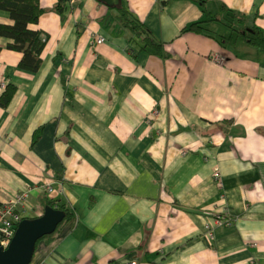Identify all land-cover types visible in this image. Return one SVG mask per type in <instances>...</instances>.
<instances>
[{
	"label": "crops",
	"instance_id": "crops-1",
	"mask_svg": "<svg viewBox=\"0 0 264 264\" xmlns=\"http://www.w3.org/2000/svg\"><path fill=\"white\" fill-rule=\"evenodd\" d=\"M125 1L169 57L137 53L98 0L63 16L40 0L37 72L0 37V202L47 183L29 219L50 199L72 212L31 264H264V53L242 29L264 31V0ZM204 11L208 31L183 33ZM0 24L14 21L0 11Z\"/></svg>",
	"mask_w": 264,
	"mask_h": 264
},
{
	"label": "trees",
	"instance_id": "trees-1",
	"mask_svg": "<svg viewBox=\"0 0 264 264\" xmlns=\"http://www.w3.org/2000/svg\"><path fill=\"white\" fill-rule=\"evenodd\" d=\"M70 1L71 0H58L53 11H56L62 16L65 15L66 4ZM111 9L116 11L119 26L127 30L130 46L136 50L137 53H148L161 58L169 57L165 52L164 44L129 8L125 0L121 1L118 8ZM0 11L7 12L10 18L14 21V24L12 25L0 24V37L11 40L12 42L8 47L23 54V58L19 63L21 69L37 72L43 63L42 53L46 46L43 32L31 28L32 25H36L39 22L40 17L45 12V10L41 8L40 0H0ZM225 11L231 13L233 20L236 21L237 24H241L242 21L245 22L246 18L244 16L242 17L228 10ZM216 20H218L217 16H211L204 11L202 19L199 22L192 23L186 27L183 30V33L193 32L201 34L205 31L207 32L206 25L213 23ZM233 20L231 23H233ZM225 23L229 24L228 21ZM250 27L252 29L251 31L246 26L242 27L243 31H245L244 36L249 41V44L254 45L262 54L264 53V31L254 25ZM232 30H235V33L239 32V29L236 30V28H232ZM216 35L226 48L230 45L229 43L232 42L231 39H233V36H224L219 32H217ZM134 50L131 49V52H134ZM12 95L13 88H8L2 96L1 106L5 107L8 105ZM47 203V207H52L65 212V218L57 228V231H59L63 225L71 219L72 212L66 204L59 200L50 199ZM1 206L2 204L0 202V208ZM35 218L38 217H34V219Z\"/></svg>",
	"mask_w": 264,
	"mask_h": 264
},
{
	"label": "water",
	"instance_id": "water-1",
	"mask_svg": "<svg viewBox=\"0 0 264 264\" xmlns=\"http://www.w3.org/2000/svg\"><path fill=\"white\" fill-rule=\"evenodd\" d=\"M110 8H118L122 0H98ZM251 31V30H250ZM65 212L47 207L42 216L24 219L7 249L0 245V264H31L38 242L57 231Z\"/></svg>",
	"mask_w": 264,
	"mask_h": 264
},
{
	"label": "built area",
	"instance_id": "built-area-1",
	"mask_svg": "<svg viewBox=\"0 0 264 264\" xmlns=\"http://www.w3.org/2000/svg\"><path fill=\"white\" fill-rule=\"evenodd\" d=\"M105 38L98 39L97 42L102 44ZM1 85L5 87L4 83ZM152 118L158 117V111L154 109L150 115ZM63 189V184L60 185ZM38 191L53 195L55 189L52 185L43 183L39 186L27 188L17 194L9 197L8 201L1 202L0 208V245L7 249L11 244L17 228L24 219L29 218L30 213L34 211L29 199ZM218 225H229L231 223L229 218L224 216H217L215 219ZM123 264H139L137 260H129Z\"/></svg>",
	"mask_w": 264,
	"mask_h": 264
},
{
	"label": "rangeland",
	"instance_id": "rangeland-1",
	"mask_svg": "<svg viewBox=\"0 0 264 264\" xmlns=\"http://www.w3.org/2000/svg\"><path fill=\"white\" fill-rule=\"evenodd\" d=\"M229 33H231V30H230V28H229ZM222 33V32H221ZM236 37V39H237V42L239 43V45H243V44H245L244 43V39L242 38V37H239V36H235ZM101 38H104L102 35H98V39H101ZM95 41H96V43L97 44H99L100 45V43H98L97 42V37L95 38ZM104 43H106V39H105V41L102 43V44H104ZM128 53L130 54V55H133L132 53H134V52H131L130 50H128ZM222 59V57H220V56H216L215 58H214V60H215V62H217V63H219L220 65L221 64H223V60H221ZM62 184V183H61ZM34 187V186H33ZM30 188V187H29ZM26 190V189H25ZM32 197V196H31Z\"/></svg>",
	"mask_w": 264,
	"mask_h": 264
}]
</instances>
